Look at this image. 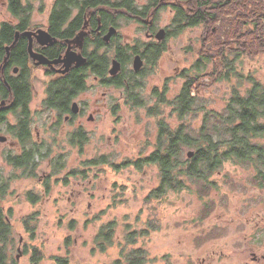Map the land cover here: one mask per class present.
<instances>
[{"label": "rangeland", "instance_id": "obj_1", "mask_svg": "<svg viewBox=\"0 0 264 264\" xmlns=\"http://www.w3.org/2000/svg\"><path fill=\"white\" fill-rule=\"evenodd\" d=\"M134 2L140 8L148 0ZM162 2L167 6L159 11V18L153 23L117 19L116 25H108L106 32L111 27L115 29L109 41L116 36V43L136 46L140 52H143L142 43L160 41L174 13L169 4L175 0ZM32 3L33 21L47 27L53 0H32ZM8 13L0 3V21L7 20ZM211 30L215 31V27ZM201 35V26H194L166 37V51L153 67L141 53H136L143 58V77L138 76L142 78V86L138 92L146 105H134L127 100L123 87L105 85L91 74L87 89L76 100L83 106V114L72 125L62 123L56 129L51 127L55 122L54 111L40 106L49 78L42 71L33 75L31 129L34 140L44 146L42 154L46 156L35 158L38 164L34 174L22 175V170H15L3 156L9 149L18 151L19 146L12 144L14 138L3 137L7 141L0 143L1 175L13 176L1 206L13 228L9 254L19 264H30L26 245L33 244L43 245L45 257L39 264H55L51 255L67 256L69 264H115L120 248L125 246L123 238L131 231L137 236L133 247L147 251L144 264H244L245 261L254 264L251 253L264 254V189L250 183L251 168L226 164L216 175L220 189L208 197L199 198L196 190L191 191L194 187H190L179 193L169 192L157 200L148 197L159 184L155 166L137 170L131 165L118 169L111 165L135 160L153 150L157 117L148 114L147 106L155 104L151 97L154 87L164 88L166 97L173 98L184 82V73L199 75L197 101L206 108L221 110L233 88L245 92L250 84L245 76L251 75L264 84V53L235 60V74L227 80L216 82L205 75L213 68L211 63L202 71L192 68L198 57L196 50L201 46ZM136 54L125 64V74L133 71L132 59ZM160 110L169 124L177 125V119L169 114V106L162 105ZM200 118L198 115L189 121L197 125ZM78 125L88 136L81 148L69 143V135ZM101 156L108 163L88 164L89 160ZM224 174H229L231 182L226 181ZM46 179L50 182L47 193L42 184ZM30 191L39 195L34 204L26 198ZM208 200L212 206L206 215ZM32 212L38 213L33 240L21 224V219ZM109 220L116 221L113 244L105 252H99L93 238L98 228ZM148 223H157L155 229L147 231ZM68 235L66 245L64 238Z\"/></svg>", "mask_w": 264, "mask_h": 264}, {"label": "trees", "instance_id": "obj_2", "mask_svg": "<svg viewBox=\"0 0 264 264\" xmlns=\"http://www.w3.org/2000/svg\"><path fill=\"white\" fill-rule=\"evenodd\" d=\"M163 0H148L142 7H137L134 0H53L52 10L48 15L47 29L58 38L61 54L66 49V40L71 39L81 29L86 19L87 34L84 37L82 53L86 57L85 63L79 67H72L67 73L47 82V98L43 102L46 109H55L62 113L77 94L87 89L86 78L94 75L100 82L114 87H123L126 98L134 105H146L138 92L142 86L143 70L125 74V64L133 54L141 53L145 62L153 67L166 51L165 39L176 35L189 27L201 26V46L196 50L198 57L194 65L198 71L207 68L211 63L213 68L207 76L212 80H227L235 74V60L241 57H254L264 53V2L263 0H175L168 3L174 11L171 22L162 31L160 41L142 43L143 52L136 46L119 45L115 37L109 42L103 40L102 33H106L108 25L115 24L117 19L134 20L139 23H153L158 20L159 11L166 3ZM11 13L23 17L26 21L33 9L32 0H9ZM76 13L73 14V11ZM0 48L4 44H11L15 39V30L19 24L3 22L0 24ZM215 27V31H212ZM104 33V34H105ZM17 40L11 49V54L23 53L24 48ZM58 47V46H57ZM133 51L134 53H132ZM117 59L123 67L114 76L108 74L111 59ZM184 82L173 98L166 97L165 89L153 88L151 97L155 99L153 106H147L148 114L157 117V134L153 150L137 159L124 161L122 164L112 163L119 167L133 166L140 170L145 166H155L159 174V184L148 193L150 199L160 200L169 192L179 193L190 189L196 190L199 198L210 196L220 189L217 173L226 164L241 165L252 169L250 183L264 189V84L245 76L249 86L244 93L233 88L229 99L221 110L206 108L199 99V75L184 73ZM14 103L18 107H25L16 112L18 123L14 126L23 140L29 123L26 107L31 100L32 86L21 72L14 78ZM169 106L170 116L174 115L177 125L169 124L161 116V106ZM24 110V112H23ZM201 115L197 125L191 124L189 119ZM12 129V130H14ZM71 143L80 148L86 142V133L79 129L71 135ZM28 147V148H27ZM24 146L22 154L16 155L6 151L4 159L15 170L21 169L22 175L34 174L43 148L38 145ZM192 152L188 157L187 153ZM105 156L89 160L88 164H106ZM53 170V172H55ZM75 171H72L74 174ZM0 172V202L8 192L9 182L13 176L4 178ZM226 181L231 182L229 174H224ZM45 193L50 191L49 179L43 183ZM31 203H36L39 195L32 191L26 193ZM211 200V199H210ZM212 201V200H211ZM211 201L205 202V214L210 212ZM37 212H32L21 219V224L31 240L35 237ZM202 218V217H201ZM115 220L104 222L93 238V244L99 252H105L112 244L115 233ZM155 223L154 225H156ZM148 223V230L155 229ZM73 221L70 222V227ZM12 225L0 214V264H19L11 257L8 246L12 235ZM146 231V232H147ZM69 235L65 236L64 243L68 245ZM136 232L127 233L123 241L125 246L119 250V258L115 264H144L147 260V251L136 245ZM30 251V264H39L44 259L43 245H26ZM130 246L129 249L127 247ZM25 249V252L27 251ZM55 264H69L67 256L51 255Z\"/></svg>", "mask_w": 264, "mask_h": 264}, {"label": "flooded vegetation", "instance_id": "obj_3", "mask_svg": "<svg viewBox=\"0 0 264 264\" xmlns=\"http://www.w3.org/2000/svg\"><path fill=\"white\" fill-rule=\"evenodd\" d=\"M0 3L2 5V7L5 8V10H8V12H9L8 13L9 16H8L7 20H1L0 24L3 22L10 23V24H17L18 23L19 27L15 30V34H17L16 41L21 40L19 45H21L24 48L23 53L16 52V50H15L11 54V49L16 42V41L14 42V40L12 41L11 44H4V46L2 48H0V143H5L7 141V140H4L3 137L9 136L11 138H14L15 143H12V144H14V145L17 144L19 146V149L17 152H12L9 149V152H12L13 154H16V155H20V154H22L23 150H25L24 146L27 147L28 145L34 144V145H38V146L42 147L43 145L38 144L37 141H35L33 138V130L31 129L32 117L30 116L31 115V107H30L31 100L29 101V104L26 107V110H27L26 112L29 115V119H28L29 123H28L27 131H26L25 135L28 137V139L23 140L20 137V134L17 133L16 130L14 129V126L18 123L17 118H16V112L21 111L22 109H25V107H22V106L18 107L14 103V84H15L14 78L16 76H18L21 72H23V76L27 77V79L29 80V82L32 86V91H31V98H32L33 97L32 78H33V75L37 71H42V73H44V76L46 78L47 77L49 78L47 81H50L52 79L57 78L58 76L63 75L59 71L63 67L62 63L50 65L47 63L46 64H37L36 62L39 59H43V58L48 60V61H52V60L59 58L64 53L63 54L60 53V51H59L60 43H58V38L55 35H52L48 31L47 27H45L46 24L40 25L37 22L33 21V18H32V13L34 11L33 9L30 13L29 18L26 21H24L23 17H20L16 14L11 13V11L8 9L9 8V0H0ZM50 8L51 9L49 10V13L52 10V5ZM45 9H46V6L44 8V11H45ZM84 23H87L86 19H85ZM86 28H87V25L85 28H83V26H82V29H81L85 32V35L87 34ZM0 30H1V26H0ZM40 30L47 32L52 37V41L45 43V44H42L40 42L41 38H38ZM104 33L105 32L102 33V36L104 35ZM85 35H84V37H85ZM75 36H73L71 39H73ZM84 37H83V41H82V46L80 48H78L77 45H75V44L72 45V49L80 52L82 55H83L82 48H83V44H84ZM71 39H69V40H71ZM66 41H65V43H66V48H67V42ZM29 45L31 46L32 52L34 54L38 55L37 58L34 59L33 56L30 54ZM7 47H9L8 50H7ZM72 67H76V66L72 65L70 67V69ZM122 67H123V64L121 63V69H122ZM108 71H109V68H108ZM46 78L44 79V81H46ZM87 78H86V82H87ZM93 78L96 80L98 79L97 76H93ZM87 87H88V85H87ZM45 90H46V87H45ZM81 93H84V92H80L79 94H77L75 96V98L72 99L70 101V103L68 104L67 110L65 112L60 113L55 109H46V107L43 106V102H45V100L47 98V93L45 91V95L41 101L40 106H41V109H45L49 112L54 111V115H53L52 119L55 122H52V123H54L51 126L52 128L56 129V127H61L62 123H69L72 125L74 119L78 115L83 114V112H84L83 106H81V104H79V101L78 102L76 101ZM74 102H76L78 104V111L77 112H74L72 110V104ZM23 112H24V110H23ZM14 119H16V123L14 122ZM80 126L81 125H78L75 128V130L70 133L69 143H71V140H70L71 135L77 133V131L79 129H81ZM12 129H14V130H12ZM86 136H87V133H86ZM87 139H88V136H87ZM71 144L78 146L75 143H71ZM38 157H40V156L37 155L36 158H38ZM0 214L5 218V220H8V216L4 214L3 207L1 206V202H0ZM251 254H252L251 261L254 264H264V254H261L259 256L256 255L255 252H252ZM249 263L250 262H248V261L244 262V264H249Z\"/></svg>", "mask_w": 264, "mask_h": 264}, {"label": "water", "instance_id": "obj_4", "mask_svg": "<svg viewBox=\"0 0 264 264\" xmlns=\"http://www.w3.org/2000/svg\"><path fill=\"white\" fill-rule=\"evenodd\" d=\"M87 25V23H84L83 25V28H85ZM115 32V29L113 27H111L109 29L108 32H106L103 36V40L105 42H108L112 33ZM85 35V32L83 30H81L73 39L71 40H67V48L64 52V54L62 56H60L59 58L55 59V60H52V61H48L46 59H39L36 63L37 64H57V63H62V69H60L59 71L62 73V74H65L72 65L78 67V66H81L82 64H84L86 58L78 51H75L72 49V45L75 44L77 45L78 48H80L82 46V41H83V37ZM38 38H41L40 39V42L42 44H45V43H48V42H51L52 41V37L45 31H42L40 30L39 32V35H38ZM17 39V34H15V39H14V42L16 41ZM13 42V43H14ZM9 47H7V50H8ZM29 52L30 54L33 56V58H37V54H34L31 50V46L29 45ZM142 65H143V58L139 55V54H136L133 56V59H132V69L134 72H138L141 68H142ZM121 70V63L113 58L111 60V66L109 68V75L111 76H114L116 74L119 73V71ZM72 110L74 112H77L78 111V104L76 102H74L72 104ZM192 152H189L187 153V156L188 157H191L192 156ZM19 255H17L16 258H18Z\"/></svg>", "mask_w": 264, "mask_h": 264}]
</instances>
